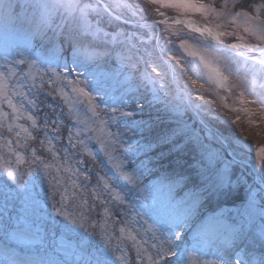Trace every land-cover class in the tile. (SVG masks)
Instances as JSON below:
<instances>
[{"label": "snow or ice", "instance_id": "snow-or-ice-1", "mask_svg": "<svg viewBox=\"0 0 264 264\" xmlns=\"http://www.w3.org/2000/svg\"><path fill=\"white\" fill-rule=\"evenodd\" d=\"M148 2L161 17V7L177 15L142 24L129 0H0V251L11 257L0 264H264V146L253 149L235 129L225 134L214 116L193 187L184 190V176L143 186L110 130L116 109L99 102L111 81L141 67V79L164 91L173 70L191 84L178 89V108L199 112L192 89L205 84L228 94L222 108L241 89L231 123L243 113L249 126L264 125V0ZM92 140L143 201L141 211L125 212L127 197L112 178L91 174Z\"/></svg>", "mask_w": 264, "mask_h": 264}, {"label": "rangeland", "instance_id": "rangeland-1", "mask_svg": "<svg viewBox=\"0 0 264 264\" xmlns=\"http://www.w3.org/2000/svg\"><path fill=\"white\" fill-rule=\"evenodd\" d=\"M129 2L140 6V15L145 17L141 21L142 24H151L153 21H158L162 18L168 19L170 16L177 15L176 9L161 7L160 11L164 13V17H161L155 11L156 6L150 4L148 0H129ZM205 2H208V0H205ZM187 18L194 21L201 19L199 14L193 13H189ZM136 19H139V15ZM4 26V21L0 20V32L3 31ZM129 30H131V27ZM144 31H147V29H144ZM153 31H163V26L161 29H153ZM178 43L179 41H177ZM37 47H39L38 44ZM0 58H2V55H0ZM143 72L144 68L141 67L139 72L127 80L124 76H120L118 79L111 81L107 90L101 91L99 95V102L102 107L107 106L109 109H116L115 117L110 120V130L120 134L129 162L128 170L137 172L140 176V183L143 186H148L158 179H174L184 176L187 177L184 190L193 187L197 180V173L203 167L208 141H210L211 134L215 131V128L210 126L211 118L214 116L220 117L214 125L220 131H224L227 134L231 129H235L239 135L247 137L253 149L264 146V125L249 126L246 122L247 117L243 113H239L241 116L239 124L233 125L231 123L238 113L231 112L228 108L241 107L236 99L241 89H237L227 99L228 108L221 107L225 101L220 98L221 96H227V93L220 92L217 95L208 84L204 85V89L201 92L192 89L194 102L203 106L197 112L194 107H177L178 102L175 100V96L178 89H183L186 84L191 89L190 81L187 80L186 76L181 78L179 72L168 70L167 79L170 81V85L168 89L164 90L168 93V95H165L164 91L158 87L159 82L154 86L141 79V73ZM148 72H151L150 68ZM245 94L247 95V93ZM199 95H203V100L197 99ZM41 99L53 102L50 97L41 96ZM212 101H215V104ZM25 106L27 107V105ZM249 107L252 106L249 105ZM41 108L43 109V105H41ZM78 110L82 118L91 115L86 111L85 106H78ZM5 111L11 112L6 105ZM29 111H32V109L29 108ZM42 115L43 111H41L40 116L42 117ZM4 122L5 126H7L12 121L5 118ZM67 122L73 127L76 126L74 119H70ZM15 123L24 124L25 121L19 120ZM39 123H42L40 118H38ZM193 129L196 130L195 135L193 134ZM30 130L33 131L34 135L36 134L35 130L31 128ZM49 135H53V133L49 132ZM5 136L6 138L15 139L14 135L8 137V134L5 133ZM41 138H43L42 133ZM54 143L59 146L61 142L54 141ZM63 143L67 146L66 140ZM88 143L97 157L96 166L91 174L95 176L96 171H99L101 175L107 173V176L112 178L117 188L121 189L127 197L126 204L123 206L125 212H131L133 205H135L137 211H141L140 204L143 201L138 200L137 193L128 191L122 178L117 179V174L107 162L100 145L95 140ZM4 152H7V149H4ZM252 156L255 157V151H253ZM253 163L256 167H259L255 159H253ZM0 175H3V173H0ZM177 194L182 195V191H178ZM239 203L240 201L236 203L219 202L221 207L228 209H234ZM215 206V204L210 205L206 210H210ZM128 218L131 219L130 216ZM0 235H2V232H0ZM0 246H2V241H0ZM196 255L199 256V253ZM211 258L210 256L205 257V259ZM10 259V256L0 251V262Z\"/></svg>", "mask_w": 264, "mask_h": 264}, {"label": "clouds", "instance_id": "clouds-1", "mask_svg": "<svg viewBox=\"0 0 264 264\" xmlns=\"http://www.w3.org/2000/svg\"><path fill=\"white\" fill-rule=\"evenodd\" d=\"M0 20H3V18H2V17H0Z\"/></svg>", "mask_w": 264, "mask_h": 264}, {"label": "water", "instance_id": "water-1", "mask_svg": "<svg viewBox=\"0 0 264 264\" xmlns=\"http://www.w3.org/2000/svg\"><path fill=\"white\" fill-rule=\"evenodd\" d=\"M165 20H167V19H165ZM132 26H134V24Z\"/></svg>", "mask_w": 264, "mask_h": 264}]
</instances>
